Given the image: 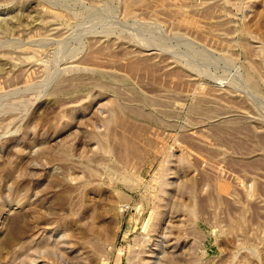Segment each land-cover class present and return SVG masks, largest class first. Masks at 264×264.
<instances>
[{
	"label": "rangeland",
	"instance_id": "374dc122",
	"mask_svg": "<svg viewBox=\"0 0 264 264\" xmlns=\"http://www.w3.org/2000/svg\"><path fill=\"white\" fill-rule=\"evenodd\" d=\"M0 24V264H264V0Z\"/></svg>",
	"mask_w": 264,
	"mask_h": 264
},
{
	"label": "bare ground",
	"instance_id": "6f19581e",
	"mask_svg": "<svg viewBox=\"0 0 264 264\" xmlns=\"http://www.w3.org/2000/svg\"><path fill=\"white\" fill-rule=\"evenodd\" d=\"M57 1V0H56ZM62 14H64V13H62ZM42 16H44V15H42ZM55 16V15H54ZM61 18V17H60ZM11 19H14V18H11ZM72 19V18H71ZM17 20V19H16ZM45 19H43L41 22H43ZM46 20H48V18H46ZM15 21V20H14ZM13 21V22H14ZM53 21V20H52ZM8 22V21H7ZM6 23V22H5ZM57 23V22H56ZM61 23V22H60ZM1 25V24H0ZM4 25V24H3ZM35 25H37V24H35ZM39 25V24H38ZM45 26V25H44ZM48 26V25H47ZM15 27V26H14ZM19 27H21V26H19ZM7 28V27H6ZM51 28V27H50ZM1 29V28H0ZM14 29V28H13ZM31 29V28H30ZM6 30V29H5ZM8 30H10V29H8ZM40 30V29H39ZM48 30H49V28H48ZM35 31V30H34ZM47 31V30H46ZM3 32H5L4 30H3ZM11 32H12V29H11ZM42 32L44 33V31L42 30ZM42 32H40V33H42ZM25 33V32H24ZM3 34V33H2ZM1 34V35H2ZM30 34V33H29ZM47 34V33H46ZM26 35V34H25ZM42 36H43V34H41ZM2 53V52H1ZM13 53V52H12ZM4 54V53H3ZM9 55H10V53H8ZM7 54V55H8ZM14 54V53H13ZM16 54H17V52H16ZM19 54V53H18ZM21 55H22V53H21ZM0 56H3V55H1L0 54ZM9 57V56H8ZM22 57V56H21ZM24 57V56H23ZM4 58V57H3ZM25 58V57H24ZM17 59H19V58H17ZM8 60H9V58H8ZM3 66V65H2ZM13 66V65H12ZM6 67H7V65H6ZM10 67H11V65H10ZM5 68V67H4ZM93 230H91V232H92ZM167 242V241H166ZM154 245H156V247H157V249H159L158 248V244H154ZM151 246H153V242H152V244H151ZM151 246H149L146 250H144L143 252H142V254H143V256H142V258H140L141 259V261L142 262H146L147 263V261H150V258L151 257H153V255H154V253L156 252V253H159L158 252V250L156 249V248H153V247H151ZM166 254V253H165Z\"/></svg>",
	"mask_w": 264,
	"mask_h": 264
}]
</instances>
